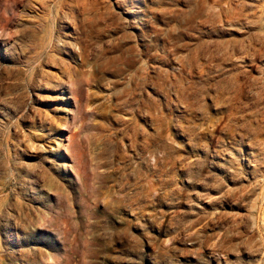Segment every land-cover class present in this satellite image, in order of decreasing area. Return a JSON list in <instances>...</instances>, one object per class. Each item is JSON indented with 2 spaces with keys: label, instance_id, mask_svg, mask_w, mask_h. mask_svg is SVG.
<instances>
[{
  "label": "rangeland",
  "instance_id": "obj_1",
  "mask_svg": "<svg viewBox=\"0 0 264 264\" xmlns=\"http://www.w3.org/2000/svg\"><path fill=\"white\" fill-rule=\"evenodd\" d=\"M0 264H264V0H0Z\"/></svg>",
  "mask_w": 264,
  "mask_h": 264
},
{
  "label": "bare ground",
  "instance_id": "obj_2",
  "mask_svg": "<svg viewBox=\"0 0 264 264\" xmlns=\"http://www.w3.org/2000/svg\"><path fill=\"white\" fill-rule=\"evenodd\" d=\"M55 45H57V44H55Z\"/></svg>",
  "mask_w": 264,
  "mask_h": 264
}]
</instances>
